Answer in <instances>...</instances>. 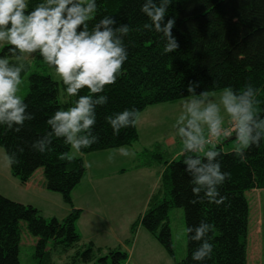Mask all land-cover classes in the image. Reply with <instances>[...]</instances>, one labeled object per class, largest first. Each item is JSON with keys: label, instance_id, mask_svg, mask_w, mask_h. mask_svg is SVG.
<instances>
[{"label": "trees", "instance_id": "obj_1", "mask_svg": "<svg viewBox=\"0 0 264 264\" xmlns=\"http://www.w3.org/2000/svg\"><path fill=\"white\" fill-rule=\"evenodd\" d=\"M39 2L31 0L28 10ZM140 3L141 0H98V14L90 25L103 15H111L118 23L129 24L132 31L125 37L128 60L117 81L105 86L108 103L97 108L93 134L99 139L78 150L82 155L132 146L139 140L136 125L114 135L105 117L129 108L142 113L153 105L187 99L191 82L199 84L197 93L250 84L255 99L260 101L254 107L264 117V0H176L166 19H176L172 34L179 47L167 54L163 53L165 42L160 34L143 28L147 17L140 12ZM23 63L31 65L21 76L30 75L25 101L34 119L25 121L19 132L0 129V148L7 150L8 160L12 157V175L22 185L43 169L46 190L60 194L71 212L63 220L46 219L36 207L0 194V264H21V222L38 238L34 256L38 264H128L129 254L121 246L103 249L93 242L86 244L78 230L82 211L74 208L72 194L87 171L83 158L73 157L63 138L53 137L50 150L44 153L32 147L33 142L51 131L46 123L49 116L60 107L73 106L77 97L62 99L65 85L53 78V70L38 56ZM80 94H88V90L82 89ZM137 119L134 115L129 117ZM211 149L221 152L213 163L220 162L221 171L230 173L225 183L218 186L220 194L227 197L225 203H190L194 196L190 177L184 171V158L173 159L165 162L148 209L132 231L135 233L141 225L174 257L169 212L174 207L183 208L187 227L198 225L201 220L215 225L209 234L214 243L213 254L205 264H247L250 206L245 192L264 189V138L259 146L245 149L244 158L235 151L223 152L221 144ZM187 241V256L179 264H199L191 260V252L199 242L190 241L188 234Z\"/></svg>", "mask_w": 264, "mask_h": 264}, {"label": "clouds", "instance_id": "obj_2", "mask_svg": "<svg viewBox=\"0 0 264 264\" xmlns=\"http://www.w3.org/2000/svg\"><path fill=\"white\" fill-rule=\"evenodd\" d=\"M30 2L0 0V47L7 46L0 53V129L19 132L25 121L34 119L29 103L18 92L23 83L21 73H27L31 67L23 61L38 56L53 70V78L65 85L67 96L77 99L73 106L60 107L49 116L46 123L51 131L43 139L33 142L32 147L44 153L50 150L48 145L55 137L63 138L71 149L87 148L99 139L93 134L97 108L108 103L105 86L117 81L128 60L125 37L132 28L127 23H118L111 15H103L90 25L98 14V0H40L28 10ZM174 3L176 0H141L140 3L139 10L147 17L143 28L160 34V39L165 42L164 54L179 47L172 34L176 19H166L168 9ZM198 86L196 82L187 86L189 98L185 99L184 111L177 117L173 128L183 144L184 171L190 177L194 196L190 203L207 201L220 206L227 197L220 194L218 186L230 177L229 172L221 171L220 162L213 163L221 152L209 149L204 152L203 159L192 155L204 151L207 143L204 126L208 136L215 138L224 131L225 118L230 120L237 140L235 153L244 158V150L259 146L264 138V117L254 107L260 101L255 99L250 84L239 89L225 86L218 100L211 98L206 90L197 93ZM85 88L88 94H80ZM133 115L139 118V110L124 109L106 116L105 121L113 134L119 135L122 128L136 125L137 120H129ZM122 154L129 156L127 151ZM11 163L12 157H9V166ZM214 229L215 225L206 220L185 229L190 241L199 242L191 252L192 261L205 264L211 259L214 243L209 234Z\"/></svg>", "mask_w": 264, "mask_h": 264}, {"label": "rangeland", "instance_id": "obj_3", "mask_svg": "<svg viewBox=\"0 0 264 264\" xmlns=\"http://www.w3.org/2000/svg\"><path fill=\"white\" fill-rule=\"evenodd\" d=\"M3 47H0V51ZM34 55V54H33ZM25 61H32L25 58ZM30 75L23 78L19 95L26 97L29 93ZM220 92L209 93L211 98H219ZM66 96V97H64ZM62 99L70 100L64 90ZM185 99L162 103L146 108L137 119L136 128L139 140L132 146L95 152L82 155L72 149L71 155L82 157L87 171L82 180L84 200L88 209L99 212L101 215L84 219L87 225L85 231L86 244L95 240L96 246L107 249L121 246L129 254L128 264H179L188 253L187 233L185 229L186 217L183 208L174 207L169 212V224L172 232L174 257H172L159 242L141 225L132 231L133 225L145 214L153 192L156 190L161 175L165 170V162L184 158L182 155V141L175 135L177 117L184 111ZM223 129H230V135L235 131L232 122L225 118ZM207 136V127L204 126V138ZM237 140L227 142L222 139L223 152L235 151ZM194 152L192 155L204 156V152ZM127 151L129 156L122 153ZM134 153V155H131ZM91 165V166H89ZM125 170V175L115 173L119 167ZM122 175V176H121ZM45 183L43 169H39L34 176V183ZM0 194L24 205L32 201L40 204L42 199H36L34 194L23 190V185L13 175L9 160L0 148ZM249 202V229L247 237V264H264V189L245 192ZM75 200H79L78 194ZM66 205V204H65ZM40 206V205H39ZM50 218L56 214L57 219L64 216V212L57 213L56 207L41 206ZM49 219V218H46ZM92 221L94 224H91ZM22 236L20 244L21 264H38L35 256V246L38 238L31 235L26 229V223L21 222ZM113 233V235H111ZM120 240V241H118ZM98 244V245H97ZM130 246H128V245Z\"/></svg>", "mask_w": 264, "mask_h": 264}, {"label": "crops", "instance_id": "obj_4", "mask_svg": "<svg viewBox=\"0 0 264 264\" xmlns=\"http://www.w3.org/2000/svg\"><path fill=\"white\" fill-rule=\"evenodd\" d=\"M123 166L117 168L115 170V173L117 174H122L125 175V170L122 168ZM36 174V173H35ZM34 174V176H35ZM121 175V176H122ZM34 176L32 177V179L23 185V190H25L28 194H34L36 199H42V202H40V206L38 204H34L32 201L28 200L30 203L29 205H32L34 207H36L37 209H39L42 212V215L44 213L43 209L41 208V206H46V205H50L51 207H56V211L57 213H63L64 212V216L61 217V219L59 220H63L64 218H66L69 213L71 212V208L70 206H68L67 204L65 205V202L63 200V197L60 194L57 193H51L48 192L45 188V183H43L42 179L40 181V183H34ZM83 192H87L86 189L82 188V182L80 183V185L74 190L73 194H72V198H73V204H74V208L81 210L82 211V215L80 217V220L78 221L77 227L78 230L80 232V234L82 235L83 240L85 241V231L87 230V225H84V219L86 218V216H88L89 214H91V217L97 216L96 220H98V216L101 215V213L99 212H92L93 208L88 209V207L86 206V203L84 200H80L81 198H84L85 196L83 195ZM78 194L79 200H75V195ZM45 218H50L48 214L43 215ZM52 217L57 218V215L54 214L52 215ZM91 224H94L92 221H90ZM99 222V220H98ZM111 235H113V233H111ZM95 245L96 242L95 240H91ZM120 241V240H118ZM86 242V241H85ZM98 245V244H97ZM128 245V244H127ZM130 246V245H128ZM98 247H102L100 245H98ZM113 248V247H111Z\"/></svg>", "mask_w": 264, "mask_h": 264}, {"label": "built area", "instance_id": "obj_5", "mask_svg": "<svg viewBox=\"0 0 264 264\" xmlns=\"http://www.w3.org/2000/svg\"><path fill=\"white\" fill-rule=\"evenodd\" d=\"M230 132H231L230 129H224V131L219 137L210 138L209 136H207V138L205 139L207 143L204 145V147L208 145L216 144L221 138L229 136Z\"/></svg>", "mask_w": 264, "mask_h": 264}, {"label": "water", "instance_id": "obj_6", "mask_svg": "<svg viewBox=\"0 0 264 264\" xmlns=\"http://www.w3.org/2000/svg\"><path fill=\"white\" fill-rule=\"evenodd\" d=\"M234 140H236L235 134L233 136L229 137L227 141L231 142V141H234Z\"/></svg>", "mask_w": 264, "mask_h": 264}]
</instances>
